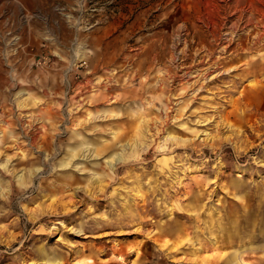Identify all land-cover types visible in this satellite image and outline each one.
Masks as SVG:
<instances>
[{
  "label": "rangeland",
  "instance_id": "obj_1",
  "mask_svg": "<svg viewBox=\"0 0 264 264\" xmlns=\"http://www.w3.org/2000/svg\"><path fill=\"white\" fill-rule=\"evenodd\" d=\"M0 75V264H264V0H0Z\"/></svg>",
  "mask_w": 264,
  "mask_h": 264
},
{
  "label": "crops",
  "instance_id": "obj_2",
  "mask_svg": "<svg viewBox=\"0 0 264 264\" xmlns=\"http://www.w3.org/2000/svg\"><path fill=\"white\" fill-rule=\"evenodd\" d=\"M1 76V75H0ZM96 82H98V81H96ZM86 84V83H85ZM81 86H84V85H80V87ZM85 90H84V88H82V92H81V90L79 91L80 92V97H82V96H84V94H85V92H84ZM98 106V105H97ZM92 126V125H91ZM95 128V127H94ZM89 130H94V129H92V127H90L89 128ZM85 132V131H84ZM84 132H83V134H84ZM95 134H97L98 135V131H93ZM86 132H85V134L84 135H82L83 137L82 138H85L87 141H88V139L86 138ZM79 137V136H78ZM78 137H73V139L75 138V139H77V140H79V141H76V143L75 144H77V145H80V149H82V148H84V147H82L83 145H85V147H88V146H90V142L88 141V142H85V141H83V143H81L82 142V138L80 139V138H78ZM72 139V140H73ZM79 142V143H78ZM96 146L95 145H93L92 146V148H95ZM87 149V148H86Z\"/></svg>",
  "mask_w": 264,
  "mask_h": 264
},
{
  "label": "bare ground",
  "instance_id": "obj_3",
  "mask_svg": "<svg viewBox=\"0 0 264 264\" xmlns=\"http://www.w3.org/2000/svg\"><path fill=\"white\" fill-rule=\"evenodd\" d=\"M88 121H89V120H88ZM168 138H169L170 140H174V141H177V142L182 143V144H185V143L191 141V140L184 139V138H180V137H177V136H174V135H169ZM77 189H78V188H77ZM31 264H33V263H31Z\"/></svg>",
  "mask_w": 264,
  "mask_h": 264
}]
</instances>
